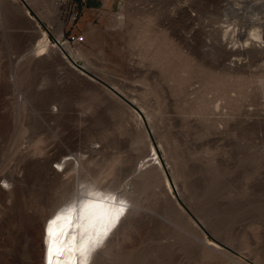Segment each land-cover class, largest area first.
I'll return each mask as SVG.
<instances>
[{"label": "rangeland", "instance_id": "1", "mask_svg": "<svg viewBox=\"0 0 264 264\" xmlns=\"http://www.w3.org/2000/svg\"><path fill=\"white\" fill-rule=\"evenodd\" d=\"M73 1L0 0V264H43L88 185L90 264H264V0Z\"/></svg>", "mask_w": 264, "mask_h": 264}, {"label": "bare ground", "instance_id": "2", "mask_svg": "<svg viewBox=\"0 0 264 264\" xmlns=\"http://www.w3.org/2000/svg\"><path fill=\"white\" fill-rule=\"evenodd\" d=\"M38 53L44 56L47 49L41 48ZM80 193V197L76 196L69 204L62 205L66 207V212L60 219L54 220L51 228L50 221L62 207H55L49 213L43 230V264H49V261L50 264H90L94 258V248H98L108 236L106 234L104 240L99 242L115 217L116 205L110 199L112 196L91 185Z\"/></svg>", "mask_w": 264, "mask_h": 264}, {"label": "crops", "instance_id": "3", "mask_svg": "<svg viewBox=\"0 0 264 264\" xmlns=\"http://www.w3.org/2000/svg\"><path fill=\"white\" fill-rule=\"evenodd\" d=\"M55 1L57 2L58 0H21L26 7H33L35 17L42 25L47 24L45 18H48V15L45 10H48L49 7L52 8ZM39 46H42V44L40 43Z\"/></svg>", "mask_w": 264, "mask_h": 264}, {"label": "built area", "instance_id": "4", "mask_svg": "<svg viewBox=\"0 0 264 264\" xmlns=\"http://www.w3.org/2000/svg\"><path fill=\"white\" fill-rule=\"evenodd\" d=\"M84 2L86 0H83ZM73 0H61L62 5H67L70 6V4H73ZM75 18H77V14L74 15ZM86 42L85 36H79L77 34L71 33L69 35L63 34L59 40H57L58 45L64 49H70V48H75L78 45H81Z\"/></svg>", "mask_w": 264, "mask_h": 264}, {"label": "water", "instance_id": "5", "mask_svg": "<svg viewBox=\"0 0 264 264\" xmlns=\"http://www.w3.org/2000/svg\"><path fill=\"white\" fill-rule=\"evenodd\" d=\"M74 62V61H73ZM75 63V62H74ZM78 66V65H77ZM83 72H85V73H87V74H89L91 77H93L94 79H97V80H99V81H101L98 77H96L95 75H93L92 73H90V72H88L87 70H85L83 67H81V66H78ZM101 82H103V81H101ZM103 84L106 86V87H108L110 90H112L114 93H116L118 96H121L120 95V93L119 92H117L112 86H110V85H108V84H106L105 82H103ZM182 203V202H181ZM188 211V210H187ZM190 213V212H189ZM190 215L193 217V219H194V221L198 224V225H200V226H202L201 224H200V222L190 213ZM226 247V246H225ZM227 249H229V250H231L232 252H235L234 250H232V249H230V248H228V247H226ZM235 253H237V252H235Z\"/></svg>", "mask_w": 264, "mask_h": 264}, {"label": "snow or ice", "instance_id": "6", "mask_svg": "<svg viewBox=\"0 0 264 264\" xmlns=\"http://www.w3.org/2000/svg\"><path fill=\"white\" fill-rule=\"evenodd\" d=\"M7 186H8L7 184H4V187H7ZM110 199L114 201L116 198L113 196ZM88 203H91V202L89 201ZM123 204H124V201H121V205H123ZM124 210H125L124 207L121 206L118 211H119V213H122V212H124ZM69 211H71V209ZM56 219H60V216H57ZM53 223H55V221H50L49 228H51V224H53ZM50 253H51V248H49V254ZM49 264H50V261H49Z\"/></svg>", "mask_w": 264, "mask_h": 264}]
</instances>
